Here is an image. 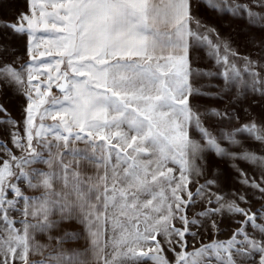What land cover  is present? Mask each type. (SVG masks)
I'll return each instance as SVG.
<instances>
[{"label":"snow or ice","instance_id":"obj_1","mask_svg":"<svg viewBox=\"0 0 264 264\" xmlns=\"http://www.w3.org/2000/svg\"><path fill=\"white\" fill-rule=\"evenodd\" d=\"M199 2L234 16L245 10L250 23L264 19L259 13L249 11L246 3ZM28 3L33 16L22 13L20 19L27 21L30 45L34 32L41 27L49 33L41 39L50 45V55L60 57L55 65L58 79L64 83L58 85L60 97L48 100L45 97L49 89L33 86V76L29 73V87H35L36 97L30 92L26 94V155L11 156L0 165L3 264H9V257L27 264L32 248L29 240L34 234L46 232L65 220L83 225L84 233L82 236L65 232L57 238L58 244L83 238L88 247L83 251L58 248L55 255L47 258L54 264H141L145 260L168 264L159 255L162 249L157 235H162L169 244L173 236L184 241L189 226L199 224L196 219L189 221L186 215L192 194L188 193L185 201L181 193L187 190L190 177L200 174L196 160L204 148L214 149L218 156L224 154V149L202 127L188 102L192 91L188 86L190 38L206 39L190 26L195 19L190 15V0H43L39 4L28 0ZM257 6L264 7V4ZM37 8L38 16L35 15ZM49 8L51 11L46 10ZM195 23L199 27V21ZM7 27L17 33L25 31L15 25ZM225 49L230 51L227 45ZM243 59V72L250 79L244 80L236 65L228 64L225 58V90L236 86L264 95V89L257 88L264 81L252 70L255 62L247 57ZM61 64H66L63 72ZM0 78L8 83L22 82L20 73L7 65L0 68ZM48 80H52L51 74ZM43 105L49 106L41 110ZM37 113L41 123L33 130ZM46 118L55 122L45 125ZM189 124L200 131L205 140L203 146L190 139ZM244 130L250 134L257 131L255 125H245ZM255 138L264 141V136L259 134ZM78 142L85 147H76ZM13 144L24 147L14 134ZM239 158L252 163L260 160L264 167V158L254 154L244 153ZM169 163L177 166L179 177L173 175L174 169L168 167ZM36 164L45 165L47 171L33 167ZM88 166L96 171L89 174ZM16 181H22L28 190L40 194L25 196ZM251 186L259 187L255 183ZM9 192L14 199H7ZM196 194L201 195V189ZM220 199L217 197V202ZM21 201L23 209L17 207ZM225 208L229 213L244 215L245 223L252 222L253 228H257L255 214L249 215L234 201L197 215L210 217ZM11 211L20 212L25 218L19 221L22 234L14 227ZM54 214L59 220L51 219ZM29 217L36 223H29ZM175 219L181 221L183 228L174 226ZM105 224L111 229L107 243L102 242ZM212 227L216 228L215 222ZM258 230L264 234V226ZM241 235L243 240L238 242L237 236ZM180 241H177L179 253L170 249L175 254V264H205L204 258L210 250L219 264H235L233 255L243 256L246 249L259 252L260 264H264V245L249 239L243 227L227 241H213L190 253L185 251L187 243ZM109 245L114 249L110 258L104 255Z\"/></svg>","mask_w":264,"mask_h":264},{"label":"rangeland","instance_id":"obj_2","mask_svg":"<svg viewBox=\"0 0 264 264\" xmlns=\"http://www.w3.org/2000/svg\"><path fill=\"white\" fill-rule=\"evenodd\" d=\"M222 3L223 0H214ZM228 4H248L249 11L259 13L264 17V0H227ZM190 12L194 17L191 28L200 33L206 39L195 40L190 38V52L188 55L191 69L188 86L191 94H188L189 106L199 117L200 123L215 139L224 154L217 155L214 149L204 148L196 164L200 174L190 177L187 190L181 193L182 199L188 200V193L192 194V201L187 205L186 215L189 221L196 219L198 225H190L184 241L178 236L172 237V243H166L162 235H157L162 251L159 253L168 264H175V254L170 249L179 253L180 243L186 242V252H193L213 241L224 242L229 240L234 233L243 227L244 233L249 239L259 241L264 245V234L258 228L264 226V167L257 160L252 163L240 159L244 153L254 154L264 158V141L257 140L256 134L264 136V95L260 91L253 92L250 88L229 87L225 90L224 73L228 64H235L242 72L244 80H249L247 73L243 72L244 57L255 62L252 70L259 74V79L264 81V19L249 22L247 11L241 10L238 15H232L228 11H216L209 9L199 0H190ZM26 14V0H0V68L5 65L19 72L21 83L6 82L0 78V165L10 160L11 156L17 158L26 155L27 135L25 132L26 109V29L25 21L21 20V14ZM195 21H199V27ZM7 25L23 27V33L15 32ZM225 45L230 51H226ZM235 53V55H233ZM220 61L217 63V61ZM257 88L264 89V84H258ZM212 113H219L214 115ZM245 125H255L256 133L250 134L244 130ZM240 130V131H238ZM13 134L24 147H16L13 144ZM188 134L190 139L196 140L202 146L205 140L200 131L189 124ZM232 141H235L233 143ZM33 144L34 139H33ZM14 163V161L12 162ZM168 167L174 169L173 175L179 177L177 166L169 163ZM16 171V169H13ZM12 179V178H10ZM247 180L246 185L242 181ZM212 181L211 184L208 182ZM17 186L23 192V182L16 181ZM255 183L258 188L251 184ZM201 186H204L201 188ZM197 189H201V195L197 196ZM217 197L221 199L217 202ZM243 197V200L240 199ZM7 199H14L9 192ZM209 200L212 203H209ZM234 201L236 205L244 209L249 215L255 214L256 229L252 222L245 223L246 217L242 214L229 213L222 209L219 213H213L210 217H200L197 214L208 209H215L220 204ZM22 209V201L17 205ZM183 207V206H182ZM184 213H181L183 215ZM10 218L15 222L14 227L21 231L22 220L20 212L11 211ZM215 222L216 228L212 227ZM173 224L176 228H183L179 219ZM107 240L111 229L106 224ZM194 233L195 235H192ZM243 236H237V241H242ZM155 244L154 241H149ZM240 244H237V248ZM114 249L106 247V256ZM235 252V249H233ZM151 255V253H150ZM225 257L226 253L223 254ZM0 257V264H3ZM205 264H219L215 253L209 251L204 258ZM235 264H260L259 252L245 250V255H233ZM21 259L9 257V264H21ZM131 264V262H125ZM141 264H153L152 260L142 261Z\"/></svg>","mask_w":264,"mask_h":264},{"label":"crops","instance_id":"obj_3","mask_svg":"<svg viewBox=\"0 0 264 264\" xmlns=\"http://www.w3.org/2000/svg\"><path fill=\"white\" fill-rule=\"evenodd\" d=\"M36 2L42 3L43 0H36ZM47 11H51V9H46ZM191 10V9H190ZM191 14V12H190ZM26 15H28L30 18L33 16V12L30 10V6L28 3V0H26ZM35 15H39V8L35 10ZM25 29H26V68H25V78H26V94L29 92L33 96V98L36 97V89L35 87L30 88L29 87V73L33 76V79L31 80V84L33 86L39 85L41 90L44 88L49 89V95L45 97V99L50 100L52 97H60V92L56 91L54 87L60 82L61 79H58L59 73L56 71V65L55 60L60 59V57L50 55L49 54V47L50 45L45 42V39L41 38H47L49 36V33L44 31L43 28L37 30L34 32L33 39L31 41L29 40L28 35V24L27 21H25ZM31 46L32 52L29 53V47ZM190 52V47H189ZM189 55V54H188ZM50 65V67L48 66ZM61 72H63L66 69V64H61L60 66ZM51 74L52 80H48V76ZM50 85V87H49ZM26 108L28 101L26 100ZM49 105H43L41 107V110L43 107H48ZM50 118H46L43 123L45 125H50L54 123ZM41 121L39 120L38 113L37 118L33 121V130L36 126L39 125ZM97 143H103V141H96ZM35 143V139H34ZM76 147L78 148H84L85 145L83 143H77ZM33 167L38 168L42 171H47V168L43 164H36L33 165ZM26 171H30L31 169H25ZM89 174H92L96 171L91 166H88L87 168ZM100 172H103V169H100ZM23 194L25 196H37L40 193L35 191L28 190L24 183H23ZM22 209H23V202H22ZM22 219H25L22 216ZM53 220H59L58 215H53L51 217ZM29 223H36L35 220L28 218ZM22 228V226H21ZM107 227L106 224L103 226L102 231L104 232L103 236V243H106L107 240V233H106ZM31 232V230H29ZM65 232H76L80 233L83 236L84 229L83 225L77 223L75 220H65L57 225H55L52 229L46 231V232H36L32 239L29 240L30 245H32V248H30L28 257H27V264H40V262L43 260L45 261V264H54V262L48 261L47 258L49 255H55L56 250L60 248L61 250H69V249H75L83 251L86 247H88V242L85 239H79L74 242L70 243H63L58 244V239L64 236ZM23 233V230L21 229V234ZM38 248L39 251H34V249ZM104 255H106V248L104 249ZM21 264H25V262L22 260Z\"/></svg>","mask_w":264,"mask_h":264},{"label":"water","instance_id":"obj_4","mask_svg":"<svg viewBox=\"0 0 264 264\" xmlns=\"http://www.w3.org/2000/svg\"><path fill=\"white\" fill-rule=\"evenodd\" d=\"M61 83H64V81H63L62 79H61L60 82L54 87V89H55L56 91H58V92H60V91H59V88H58V85L61 84Z\"/></svg>","mask_w":264,"mask_h":264}]
</instances>
